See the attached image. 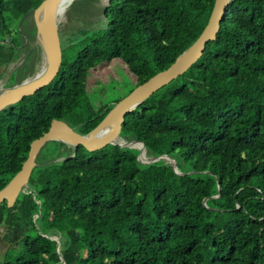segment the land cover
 <instances>
[{"label":"trees","instance_id":"obj_1","mask_svg":"<svg viewBox=\"0 0 264 264\" xmlns=\"http://www.w3.org/2000/svg\"><path fill=\"white\" fill-rule=\"evenodd\" d=\"M41 1L0 0V79L26 53L23 33L34 42L32 15L19 21ZM213 3L109 0L105 28L80 41L60 29L55 78L0 111V188L53 119L85 134L113 107L85 96L91 69L118 60L143 83L196 40ZM29 63L11 83L37 72ZM120 136L148 158L170 155L179 173L163 158L140 162L135 147L47 142L28 188L0 204V264H264V0H232L202 56L127 113ZM48 209L57 221H45Z\"/></svg>","mask_w":264,"mask_h":264},{"label":"water","instance_id":"obj_2","mask_svg":"<svg viewBox=\"0 0 264 264\" xmlns=\"http://www.w3.org/2000/svg\"><path fill=\"white\" fill-rule=\"evenodd\" d=\"M67 0H42L39 5L22 16L19 26L31 14L35 24V43L39 45L42 65L32 76L10 85L0 86V111L19 102L23 97L52 82L57 75L64 57L59 16ZM101 1V0H100ZM107 5L109 0H106ZM232 0H214L208 21L196 40L184 49L165 69L155 73L146 81L136 85L126 96L117 101L100 122L89 132L81 134L63 120L53 119L49 128L30 143L29 152L21 168L0 188V204L6 202L11 207L18 195L28 188V181L40 150L49 141H58L76 147L82 145L88 151H95L107 145L135 147L139 150L137 159L142 163L166 159L174 172L175 159L167 154L153 158L142 156L145 144L136 139L123 141L120 132L125 115L134 110L158 89L171 82L190 68L203 54L206 44L215 40L223 15ZM141 144V147L134 144ZM146 160V161H144ZM58 247V245H57ZM62 264H65L62 259Z\"/></svg>","mask_w":264,"mask_h":264},{"label":"rangeland","instance_id":"obj_3","mask_svg":"<svg viewBox=\"0 0 264 264\" xmlns=\"http://www.w3.org/2000/svg\"><path fill=\"white\" fill-rule=\"evenodd\" d=\"M106 2V0H74L71 5L66 8L65 12L59 16V28L62 29L65 27L69 29L71 27L72 30H76L73 31L74 34H72V38L77 41L82 40L84 36L90 35L94 30L105 28L106 22L102 16V10ZM6 18L11 25L14 23L12 17L6 15ZM28 23L29 26L32 27L31 21ZM12 33L14 34L13 29ZM34 63L35 61L32 62V67L38 71L42 65V55L38 64ZM15 65H17L16 62L11 63L3 70L0 86L2 84L6 86L15 84L13 82L11 83L8 79V75L14 70ZM87 83L89 87L85 92V96H87L88 101L95 110L119 101L136 87L134 76L127 71L124 63L118 60L98 64L95 68L91 69L87 77ZM122 140L126 141L124 139ZM51 144L52 143L49 142L46 146L49 147ZM138 147H141V144H139ZM4 151L5 143L3 135L0 134V154L4 153ZM142 156L144 158L147 157L145 150ZM173 168L178 172L175 162L173 163ZM189 172L190 171H187L186 173ZM44 219L46 222L57 221L51 209H48ZM2 235L3 229H0V260H2L3 254L8 248L7 241L2 238Z\"/></svg>","mask_w":264,"mask_h":264},{"label":"flooded vegetation","instance_id":"obj_4","mask_svg":"<svg viewBox=\"0 0 264 264\" xmlns=\"http://www.w3.org/2000/svg\"><path fill=\"white\" fill-rule=\"evenodd\" d=\"M23 36L25 37V40L18 48H21V47L27 48V51L26 53L22 54L18 58V60L15 61L17 65L14 66V69H16L27 58H29V62H30L29 64H32V62L35 61L36 58L40 56V53H41L39 45L35 43V34H34V42L32 43L28 39V36L26 33H23ZM2 86H6V85L2 84Z\"/></svg>","mask_w":264,"mask_h":264},{"label":"bare ground","instance_id":"obj_5","mask_svg":"<svg viewBox=\"0 0 264 264\" xmlns=\"http://www.w3.org/2000/svg\"><path fill=\"white\" fill-rule=\"evenodd\" d=\"M72 0H67L66 2H65V5H64V7H63V10H62V13H64L65 12V10H66V8L69 6V4H70V2H71ZM61 13V14H62ZM4 83V82H3ZM135 146H139L138 144H134Z\"/></svg>","mask_w":264,"mask_h":264}]
</instances>
